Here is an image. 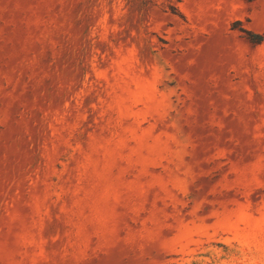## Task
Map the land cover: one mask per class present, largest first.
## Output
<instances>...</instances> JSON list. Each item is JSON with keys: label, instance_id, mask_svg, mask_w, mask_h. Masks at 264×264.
I'll list each match as a JSON object with an SVG mask.
<instances>
[{"label": "rangeland", "instance_id": "374dc122", "mask_svg": "<svg viewBox=\"0 0 264 264\" xmlns=\"http://www.w3.org/2000/svg\"><path fill=\"white\" fill-rule=\"evenodd\" d=\"M0 264H264V0H0Z\"/></svg>", "mask_w": 264, "mask_h": 264}, {"label": "trees", "instance_id": "16d2710c", "mask_svg": "<svg viewBox=\"0 0 264 264\" xmlns=\"http://www.w3.org/2000/svg\"><path fill=\"white\" fill-rule=\"evenodd\" d=\"M256 35H257V34H256ZM257 37H258V38H257L258 40H261V39H262V36H261V35H257Z\"/></svg>", "mask_w": 264, "mask_h": 264}]
</instances>
